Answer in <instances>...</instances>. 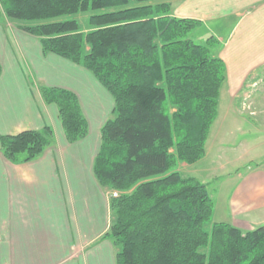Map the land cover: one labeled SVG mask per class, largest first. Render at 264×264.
<instances>
[{
  "label": "trees",
  "instance_id": "1",
  "mask_svg": "<svg viewBox=\"0 0 264 264\" xmlns=\"http://www.w3.org/2000/svg\"><path fill=\"white\" fill-rule=\"evenodd\" d=\"M3 14L38 37L43 53L80 65L112 95L100 129L93 174L109 197L104 237L115 264H264V224L242 232L229 223L207 229L214 201L206 183L181 174L180 162L204 155L225 80L215 38H192L199 22L171 14L169 0H0ZM88 13L84 30L76 15ZM191 33L188 36V33ZM2 67L0 64V75ZM57 107L66 140L87 134L76 95L41 86ZM53 131L0 136L12 163L36 159Z\"/></svg>",
  "mask_w": 264,
  "mask_h": 264
},
{
  "label": "crops",
  "instance_id": "2",
  "mask_svg": "<svg viewBox=\"0 0 264 264\" xmlns=\"http://www.w3.org/2000/svg\"><path fill=\"white\" fill-rule=\"evenodd\" d=\"M171 14L197 20L192 38H215L212 54L224 62L219 94L225 93L227 112L215 142L227 117L234 120L228 130L232 125L262 137L264 0H173ZM0 64V136L44 126L53 131L51 144L34 160L12 163L0 151V264H115L116 249L103 236L110 224L107 190L93 174L100 129L112 115V95L82 66L43 53L38 37L13 25L1 5ZM41 86L76 95L87 123L82 139L66 140L57 107L42 99ZM245 93L249 96L243 100ZM246 101L252 102L251 112ZM217 114L211 131L219 109ZM263 159L253 165L251 159L232 162L227 174L239 183L227 193L228 217L216 222L242 232L264 224Z\"/></svg>",
  "mask_w": 264,
  "mask_h": 264
},
{
  "label": "rangeland",
  "instance_id": "3",
  "mask_svg": "<svg viewBox=\"0 0 264 264\" xmlns=\"http://www.w3.org/2000/svg\"><path fill=\"white\" fill-rule=\"evenodd\" d=\"M171 1L173 2V0H169L170 3ZM87 16L88 13H80L76 15L84 30L88 28L86 22ZM8 20H10L13 25L18 27L19 22L9 18ZM191 33L189 32L188 36H190ZM204 39L205 38H201L200 41L202 42L200 43H203ZM248 92H250V90ZM242 96L244 100L245 96H249V93H245L244 95L242 94ZM225 98L226 96L224 92L221 95L219 94V117L217 118L216 124L214 125L212 131V127H210L207 139L204 144L205 149L203 157L193 164H186L184 162H180L176 167V169L181 174L186 176H194L199 181L206 183L207 189L216 205L209 222L206 223L207 229L210 228L212 223L220 221L221 219L226 220V218L228 217L226 207L227 193L230 189L232 190L234 187H236V183H239L236 178L234 180L230 179V174H227L229 169L231 170L233 168V166L231 165L232 162L242 163L243 160L246 161L251 159L250 164L253 165L257 162H260L263 159L262 157H264V134H262V137H258V133H254V130H249L247 132L235 131L232 125L230 127V130H228V123L230 122L232 117L225 118L226 120L222 126L223 132L220 133L218 138L219 142H215L217 140L216 131L218 129V126L221 125L220 123H222V114L223 112H227L225 111V108H227ZM251 103L252 102L250 101H246V104L244 105V107L247 108L248 112H251L252 110ZM250 118V116L247 117L248 120H251ZM232 121L234 122L233 119ZM223 168L225 170H222ZM104 188H106L107 190L108 199L111 195L115 196L113 195L114 192L117 195L120 192L114 189H109L107 187ZM220 199H222L221 203Z\"/></svg>",
  "mask_w": 264,
  "mask_h": 264
},
{
  "label": "built area",
  "instance_id": "4",
  "mask_svg": "<svg viewBox=\"0 0 264 264\" xmlns=\"http://www.w3.org/2000/svg\"><path fill=\"white\" fill-rule=\"evenodd\" d=\"M113 195H116V193L114 192Z\"/></svg>",
  "mask_w": 264,
  "mask_h": 264
}]
</instances>
